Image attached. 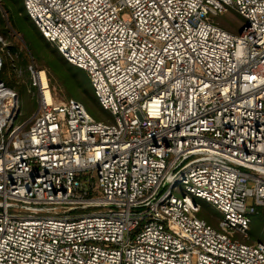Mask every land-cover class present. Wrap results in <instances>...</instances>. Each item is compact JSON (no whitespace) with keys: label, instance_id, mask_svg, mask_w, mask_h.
<instances>
[{"label":"built area","instance_id":"2783aa9c","mask_svg":"<svg viewBox=\"0 0 264 264\" xmlns=\"http://www.w3.org/2000/svg\"><path fill=\"white\" fill-rule=\"evenodd\" d=\"M23 5L110 115L14 52L37 107L23 118L0 79V264H264V0ZM230 9L238 34L210 20Z\"/></svg>","mask_w":264,"mask_h":264},{"label":"rangeland","instance_id":"374dc122","mask_svg":"<svg viewBox=\"0 0 264 264\" xmlns=\"http://www.w3.org/2000/svg\"><path fill=\"white\" fill-rule=\"evenodd\" d=\"M21 14L24 16L28 13L24 10L21 12ZM29 16V23L33 22L36 29L40 32L38 27L36 26L35 22L32 20V18ZM0 18L3 20V25L1 26L0 23V38L3 40L0 42V46L3 47L4 54L2 56L3 63L6 62V81H9L10 87H12L16 93L18 94L19 99V105L22 110V116L23 118H29L33 115V113L36 110L37 107V100L36 96L32 92V88L30 86V80L29 75L26 72L25 64H26V56L24 51L19 57H16L14 52L19 48L22 42L25 43L27 48L30 50L32 55L34 56V59L36 62L43 67H46L48 62V56L53 54V51L50 50V53H47L45 49L38 47L39 44L36 43L35 37L32 33L29 32L28 29L24 26L23 28L26 30H15L8 18V14L6 10L3 7L2 2L0 1ZM210 20L212 23L223 27L224 29L234 33L238 34L242 28L244 19L242 16H240L236 11L230 9L224 13L210 16ZM28 38L26 37L25 34ZM41 33V32H40ZM46 40V39H45ZM50 47L54 48L62 55V53L58 50V48L48 40H46ZM14 48V49H11ZM50 55V56H51ZM63 56V55H62ZM63 58L66 60V58L63 56ZM68 61V60H66ZM69 62V61H68ZM23 65H22V64ZM70 63V62H69ZM71 64V63H70ZM73 65V64H72ZM21 66H23V69L21 70ZM75 66V65H74ZM54 75L53 79V86H54V92H55V98L57 100L63 101L70 98L77 99L81 101L83 104L84 102V96H80L78 91L75 90L73 93L69 90V87L67 86L66 81L64 80L65 77L59 78L57 75ZM72 87V86H71ZM93 99L89 95L86 100V109L87 111L94 116L97 119H101L103 117H108L110 114L103 110L94 93H92ZM86 97V96H85ZM202 204V210L199 213L200 217H203L208 220L209 223L212 225H218V221L220 219V214L208 203L204 201H200ZM247 205H255L253 198L248 197L247 199ZM258 207L259 213L252 215V221L249 227V241L254 240H262L264 241V208Z\"/></svg>","mask_w":264,"mask_h":264},{"label":"trees","instance_id":"16d2710c","mask_svg":"<svg viewBox=\"0 0 264 264\" xmlns=\"http://www.w3.org/2000/svg\"><path fill=\"white\" fill-rule=\"evenodd\" d=\"M3 4L4 9L6 10L8 14L9 21L12 25V27L17 30H24L26 31L23 27L25 26L27 29L28 27L29 32L32 33L35 37L36 43L39 44L38 47L43 48L46 50L47 53H50V50L53 51V54L48 56V62L46 67L48 77L50 80V85L52 88L53 86V79L54 75H57L59 78H64L67 83V86L69 87V90L73 93L75 90L76 92L80 94V96H84L83 100L86 103L85 98L88 97V95L91 97L89 99H93L92 93L93 89L89 80V77L86 73L85 70L74 66L70 64L68 61H66L63 56L54 48H51L49 43L45 40V38L42 36V34L36 29L35 25L33 22L29 23V16L28 14L22 15L21 12H23L24 5H23V0H0ZM29 18V19H28ZM0 23L1 26L3 25V20L0 18ZM26 37L28 38L27 35L28 33L25 34ZM14 49V48H11ZM22 64V63H21ZM23 65V64H22ZM43 67V66H42ZM6 78V62L2 64L1 72H0V79L3 80L7 85L10 86L9 81L5 80ZM72 86V87H71ZM86 96V97H85ZM84 105L86 106V104Z\"/></svg>","mask_w":264,"mask_h":264}]
</instances>
